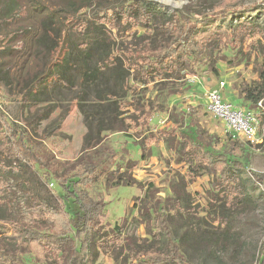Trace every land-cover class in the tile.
<instances>
[{"label": "trees", "instance_id": "obj_1", "mask_svg": "<svg viewBox=\"0 0 264 264\" xmlns=\"http://www.w3.org/2000/svg\"><path fill=\"white\" fill-rule=\"evenodd\" d=\"M260 8L257 4L225 9L209 6L191 18L180 11L167 14L152 0H120L107 7L101 0H0V88L9 94L19 91L25 104L40 106L28 124L36 127L57 111L56 87L75 88V80L68 76L72 46L79 54L81 81L92 86L96 99L84 111V144L74 159H56L43 144L35 148L32 137L15 128L0 110V125L6 129L0 138L4 156L0 157V211H6L0 213V264H27V252L38 263L94 264L104 250H113L116 264H121L119 258L125 251L133 264H196L183 251L182 236L177 237L174 227L180 224L195 234L200 230V219H182L192 202L188 187L208 172L222 188L229 178L240 177L244 167L238 159L216 153L212 138L202 130L196 126L188 131L174 126L163 130L167 144L177 143L176 162L186 163L188 169L176 171L170 181L171 193L165 196L158 194L153 183L148 184L146 198L135 207L138 215L126 228L118 222L105 226L101 217L106 202L94 199L87 188L78 189V185L88 187L103 175L108 184H139L132 171L121 172L122 166L111 169L113 150L105 144V136L130 134L128 130L143 117L147 120L162 110L163 101L179 92L177 82L197 76L202 63L252 62L257 77L243 81L240 93L247 107L257 109L261 101L258 109L264 111ZM89 9L93 12L83 13ZM139 29L144 30L140 35ZM128 31L140 38L131 48L120 41ZM247 38L252 41L246 43ZM224 47L232 52L231 58L223 53ZM141 98H146L144 103L138 102ZM66 114L59 117L57 126ZM26 159L57 178L63 198L75 204L72 211L51 203L22 172L15 173L13 164ZM207 214L229 224L222 210ZM225 230L214 240L202 232L197 242L217 252L221 239L226 244ZM221 259L225 260L217 255L215 260ZM255 260V264H264V245Z\"/></svg>", "mask_w": 264, "mask_h": 264}, {"label": "rangeland", "instance_id": "obj_2", "mask_svg": "<svg viewBox=\"0 0 264 264\" xmlns=\"http://www.w3.org/2000/svg\"><path fill=\"white\" fill-rule=\"evenodd\" d=\"M118 1L120 0H101V3L107 7ZM152 1L167 14L180 11L191 18H196L197 12L209 10V6L225 9L232 6L257 4L262 7L257 12V21L264 24V0ZM85 12H93V10L89 9L83 13ZM237 19L238 17L234 18V22ZM143 32L144 30L139 29L138 35ZM247 39L246 43L252 41L251 38ZM138 40L140 38L132 37L131 32L128 31L122 35L120 41L124 47L131 48V45L139 42ZM222 49L229 58L232 57V52L228 48ZM71 55L72 65L68 76L75 80L76 86L73 89L63 86L54 89L53 94L59 99V108L51 118L41 121L36 127L28 124V120L36 115L40 106L25 104L19 91L9 94L4 88H0L1 112L15 128L32 137L35 148L43 144L49 151L55 153L56 159H74L79 156L86 131L83 114L85 109L96 100L92 86L81 81L79 54L73 46ZM256 77L254 64L252 62L247 64L246 60L239 63L233 62L232 65L223 60L215 64L211 61L210 65L202 63L198 68L195 82L191 83L188 78L177 82L179 92L164 100V108L154 111L151 118L146 120L143 117L139 125L134 124L128 130L130 134L108 133L105 136V144L113 150L110 157L111 169L122 166L121 172L131 173L132 171L139 184L127 181L123 185L116 186L108 184L106 175H103L98 182L88 187L83 184L78 185V189L87 188L94 199H103L106 202L105 212L101 217L102 223L108 226L118 222L126 228L131 218L138 215L135 207L143 203L146 198V188L150 183L154 184L159 195L165 196L171 193L170 181L176 171L185 173L188 168L186 163L176 162L177 143L167 144L163 130L180 127L188 131V128L196 126L207 137L212 138V147L216 153H226L241 161L244 167L241 169L240 177L229 178L222 188L215 182V176L208 172L190 183L188 190L192 194V202L188 210L183 212L182 219L190 221L200 219L202 224L200 228H197L200 229L197 234L176 224L174 225L176 235L178 238L182 236L183 251L193 263L255 264L256 256L264 245V111L258 108L252 109L258 120L256 141L252 143L243 135L232 137L225 124L208 110L205 97L208 91L220 89L222 95L235 105L251 109L246 106L242 98L240 85L243 81L250 82ZM222 80L226 81V86L220 88ZM151 87L152 85L149 86L150 91ZM150 91L149 94H151ZM145 100L141 98L138 102L144 103ZM63 113H67L65 121L57 126L58 119ZM130 113L131 111L126 115ZM5 130L4 125H0V138L6 135ZM0 157L4 158L3 154L0 153ZM13 168L16 174L22 172V175L34 186L35 191L51 203L63 205L71 211L75 208L71 200L63 198L64 191L57 178L53 174L47 175L46 169L41 165L26 159L24 162H15ZM212 201H214L213 207ZM213 209L226 212L229 224L212 220L207 212ZM0 213L5 215L6 211L1 209ZM10 215L16 217L9 213ZM225 229L228 231L226 244L220 238L219 242L222 246H219V251L214 252L212 251L214 247L198 244L197 241L202 232L214 240L220 233H226ZM140 232L145 233L144 227L140 228ZM120 243L114 248L116 253ZM111 251L113 250L101 251L94 264H116L112 257L114 252ZM217 255L223 256L225 260L221 259V262H217L215 260ZM119 261L121 264H133L128 251H125ZM25 262L51 264L50 262L38 263L32 252L25 254Z\"/></svg>", "mask_w": 264, "mask_h": 264}, {"label": "built area", "instance_id": "obj_3", "mask_svg": "<svg viewBox=\"0 0 264 264\" xmlns=\"http://www.w3.org/2000/svg\"><path fill=\"white\" fill-rule=\"evenodd\" d=\"M195 80L196 76L188 78L191 83ZM224 86H226V81L222 80L220 88ZM205 100L208 110L225 124L232 137L243 135L252 143L256 141L258 120L254 110L235 105L222 95L220 89L208 91ZM258 108H262L261 101L258 103Z\"/></svg>", "mask_w": 264, "mask_h": 264}]
</instances>
